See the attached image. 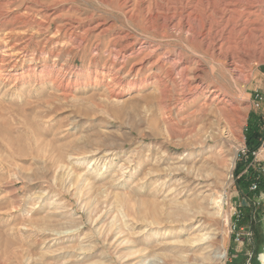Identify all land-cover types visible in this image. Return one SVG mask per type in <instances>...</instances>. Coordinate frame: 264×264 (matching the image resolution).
I'll list each match as a JSON object with an SVG mask.
<instances>
[{"label":"rangeland","instance_id":"374dc122","mask_svg":"<svg viewBox=\"0 0 264 264\" xmlns=\"http://www.w3.org/2000/svg\"><path fill=\"white\" fill-rule=\"evenodd\" d=\"M209 21L208 0H0V264H264V48L230 59L251 40L220 52Z\"/></svg>","mask_w":264,"mask_h":264},{"label":"bare ground","instance_id":"6f19581e","mask_svg":"<svg viewBox=\"0 0 264 264\" xmlns=\"http://www.w3.org/2000/svg\"><path fill=\"white\" fill-rule=\"evenodd\" d=\"M208 5L212 6V10L214 14L217 13V15L220 16V19L225 21V23L223 24V27H221L220 29L218 28L219 26L216 27L215 29H212L213 27L210 21L208 24L209 31L207 35H210L213 46L217 48V50H219L220 52L224 50L230 51V49L233 48V46H231V43L229 42L230 35L233 34V32H235L236 35H239V36L243 35L245 37L244 39L251 40V43L247 45L245 44V41H239V43H237V47H235L236 45L234 46L235 48L234 51L238 50V53H235L233 51L231 52V54H228V58L231 57L234 59L235 55L238 54V57H240L243 60V62L247 63L252 58L262 56L261 55L262 48H264L263 47L264 46V24L260 23L261 21L263 22L264 20L260 18L262 12H264L262 9L260 10L257 5H254L252 0H218V2L208 0ZM190 15L191 14H189V16ZM235 16H237L238 18L236 19V21L233 19L235 18ZM161 62H162L161 60L160 61L158 60L153 66V68L157 69L158 71V72L157 71L155 72V76L158 79L159 85L163 84L161 82L162 80L160 79L161 76L159 73L163 67ZM178 63L179 61H175L172 64L173 66H177ZM187 70H188L187 67L180 68V74H185ZM210 87L211 86H207L208 91L202 92V93L200 92V95L201 96L204 95L206 97L205 99L210 101L211 105L215 104L216 106H219V104L223 101V97L221 93L219 92V90L214 89V88L209 90ZM198 89L199 87L194 88V90L196 91H198ZM186 95L187 94L184 95V98L186 97ZM204 105H205L204 108H207L209 104L206 105L205 103ZM193 131L201 132L200 128L193 129ZM204 239L205 238H200L198 241H201ZM175 262H181V261L177 259L175 260Z\"/></svg>","mask_w":264,"mask_h":264},{"label":"trees","instance_id":"16d2710c","mask_svg":"<svg viewBox=\"0 0 264 264\" xmlns=\"http://www.w3.org/2000/svg\"><path fill=\"white\" fill-rule=\"evenodd\" d=\"M253 128H255V127H253ZM256 129V128H255ZM254 129V130H255ZM252 141H253V143H254V140H251V139H249V141H248V144L250 145H252ZM255 147L253 146V147H250L249 149H248V158L249 159H252L253 158V152L255 151ZM252 180H253V182L255 181V182H257L256 184H257V186H261L262 185V180H261V175L260 174H257V173H254V176H253V178H252Z\"/></svg>","mask_w":264,"mask_h":264}]
</instances>
